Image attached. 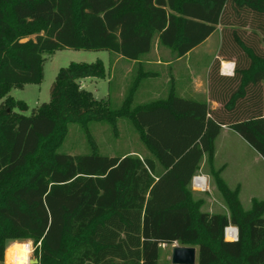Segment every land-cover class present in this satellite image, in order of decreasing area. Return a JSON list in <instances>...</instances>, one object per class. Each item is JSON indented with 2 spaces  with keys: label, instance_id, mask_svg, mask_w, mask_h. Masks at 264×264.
Masks as SVG:
<instances>
[{
  "label": "trees",
  "instance_id": "1",
  "mask_svg": "<svg viewBox=\"0 0 264 264\" xmlns=\"http://www.w3.org/2000/svg\"><path fill=\"white\" fill-rule=\"evenodd\" d=\"M218 26L220 54L235 60L232 77L221 76L218 63L209 73L219 109L171 91L129 113L161 174L154 158L40 156L67 122L110 118L131 104L132 91L124 109L107 111L79 90L75 80L104 77L100 60L59 69L49 102L29 116L12 112L28 109L9 93L42 81L45 54L107 51L137 61L157 39L180 58ZM262 39L264 0H0V264L8 240L40 243L42 264H159L160 246L176 242L198 247L196 264H264V202L243 213L223 189L228 219L200 213L189 190L224 126L264 161ZM233 225L238 239L226 241Z\"/></svg>",
  "mask_w": 264,
  "mask_h": 264
},
{
  "label": "rangeland",
  "instance_id": "2",
  "mask_svg": "<svg viewBox=\"0 0 264 264\" xmlns=\"http://www.w3.org/2000/svg\"><path fill=\"white\" fill-rule=\"evenodd\" d=\"M222 30L223 27L218 26L217 33L220 34V37ZM245 31L250 32L251 30L245 29ZM35 36L36 34L30 35L21 39L20 42L23 43L29 39H34ZM216 38V36H213L208 45L212 46ZM218 47L217 44L215 52ZM260 47L264 50V39H262ZM202 49L205 53L203 54V59L205 60L206 56L210 58V49L208 47L205 49L202 47ZM43 57L42 81L39 84L25 85L23 89H12L9 93V96L14 100L26 103L28 109L26 111H19L17 108H13L12 112L29 116L37 106L49 102L50 88L55 76L59 69L67 67L71 62L93 63L100 60L103 63V78H80L75 80V83L79 90L88 92L93 100L100 103L106 102L107 111L117 112L120 109H124L123 102L130 96V91H132V100L127 110L124 109L121 112H117L116 116L108 114L110 118L106 119L97 120L86 117L81 121L67 122L63 135H60L49 143H45L40 156H45L47 159L51 152H56L75 157L97 153L107 157L129 155L140 159L154 158L143 142L141 131L136 127L129 113L139 106V103L149 102L148 99H145L149 91L156 90L163 96L167 94L172 89V81L175 78L178 80V87L183 90L185 85H188V81H186V69L174 66L171 74L173 76L164 74L160 77V74L158 75L157 73V78L153 81L146 75L136 76L135 67L138 64L125 62L127 60H119V62L114 63V59H119L118 56L107 51L94 52L64 49L56 51L53 54H45ZM145 57L148 58V61L155 58H160L163 61L177 59L174 52L158 45L157 39H154L152 50ZM226 63L230 64L231 62ZM140 65L147 66L146 64ZM222 66L221 62L220 72ZM113 67H115V71L112 74V80L109 85V81L106 78L108 76L111 77L110 72ZM170 77L172 81L168 80ZM92 79L94 80L92 81ZM201 87L198 86V90ZM108 93L109 99L104 100ZM1 102L2 100H0V104ZM7 112L11 113V110L7 109ZM35 162L37 161H32L20 173L22 175L31 173ZM155 162L157 174H161L163 168L158 165L156 160ZM196 175L205 176L208 184L205 192L193 191L191 185H189L193 201L200 203L198 209L200 213L223 215L230 219V205L226 200L223 189L230 194H235L237 203L243 213L250 211L255 202H264V161L261 156L234 132L228 130L220 132L218 138L214 141V154L212 158L208 159V156H204ZM13 180L14 178H12ZM232 227H235V225ZM27 242L30 241L8 240L5 245L4 264H9V259H7L8 252L11 251L14 245ZM173 246L182 245L176 242L172 245L160 246L159 264H171V250ZM188 247H194L198 252L197 246ZM35 260L38 261V264H42L40 250L34 246L29 264H33L32 261ZM59 261H62V257ZM45 264H53V261L46 262Z\"/></svg>",
  "mask_w": 264,
  "mask_h": 264
},
{
  "label": "crops",
  "instance_id": "3",
  "mask_svg": "<svg viewBox=\"0 0 264 264\" xmlns=\"http://www.w3.org/2000/svg\"><path fill=\"white\" fill-rule=\"evenodd\" d=\"M213 36L217 37L216 40L213 41L212 46L208 45V44H210V41H211ZM222 42H223L222 35L220 37V34L217 33V29H216L210 35V37L207 38L203 43H201L200 45H198L197 47L192 49L190 52H188L183 57L177 58L175 60L174 59H168L167 61H163L160 58H157V59L155 58V59H152L151 61H148V58L145 57V56H147V54H146V55L142 56L137 61H130V60H127V59L117 55L119 59H114V63L119 62V60H124V61L127 60L125 62H130V63L132 62L133 64H138L135 67L136 68L135 69L136 70L135 71L136 76L146 75V76H149V78H151V80H153V81L156 80L157 73H158V75L160 74V77L163 76L164 74H166V75L168 74L169 76H173L171 74H172L174 66L175 67L178 66V68L186 69V73H187L186 81H188L187 82L188 85H185V88L183 90H181L180 87H178V85H179V83L177 85L178 80L175 78V80L172 81L171 77H170V78H168V80L172 81L173 86H172V89L169 90V92L167 94H165L163 96L158 91L151 90L145 96V99H148L149 102L139 103V105H143V104H147V103H150L153 101L165 99L167 97V95H169V93L172 91L173 94L179 98L194 100L197 102H204V103L208 104V106L210 107L211 110H216V109H219L221 105H220V103H218L216 101H212L210 99V94H209V73H210V70L214 64L218 63L217 67H219L220 75L223 77H232L233 73H234V67H235V60L233 58L223 57L220 54ZM217 44L219 47H218L217 51L215 52ZM202 47L204 49L206 47H208V49H210V51H211L210 58H209V56L208 57L206 56V59L205 60L203 59V54H205V53H204V50L202 49ZM214 47H215V49H214ZM223 61H225V62H223ZM221 62L223 64V66L221 67V72H220ZM226 62H231L230 64L232 65V68L224 67V63L227 64ZM140 64H146L147 66H144V65L141 66ZM114 71H115V67H113L111 72H110L111 77L108 76L106 78V80L109 81V85H110V82L112 80V74L114 73ZM93 80L94 79H92V81ZM198 86H202V87L198 90ZM108 99H109V93H108V95H106L104 100H108ZM142 102H143V100H142ZM225 130L233 132L225 126L222 127L220 132H223ZM218 136H217V138H218Z\"/></svg>",
  "mask_w": 264,
  "mask_h": 264
},
{
  "label": "built area",
  "instance_id": "4",
  "mask_svg": "<svg viewBox=\"0 0 264 264\" xmlns=\"http://www.w3.org/2000/svg\"><path fill=\"white\" fill-rule=\"evenodd\" d=\"M191 188L193 191H197V192H205L207 190L208 184H207V179L205 176L203 175H195L192 178L191 181ZM224 239L226 241H230V242H235L238 239V230L236 227H232V226H228L227 228H225L224 230ZM31 242V241H30ZM27 242V243H19V245L23 246L25 251L28 254V258L26 260V264H29V260L30 257L34 251V246L33 243L31 242ZM40 246V243H38L35 248H38ZM5 256V255H4ZM5 259V257H4ZM11 264H15V263H11Z\"/></svg>",
  "mask_w": 264,
  "mask_h": 264
},
{
  "label": "water",
  "instance_id": "5",
  "mask_svg": "<svg viewBox=\"0 0 264 264\" xmlns=\"http://www.w3.org/2000/svg\"><path fill=\"white\" fill-rule=\"evenodd\" d=\"M197 251L194 247L173 246L171 250V264H196ZM38 264V261H32Z\"/></svg>",
  "mask_w": 264,
  "mask_h": 264
},
{
  "label": "bare ground",
  "instance_id": "6",
  "mask_svg": "<svg viewBox=\"0 0 264 264\" xmlns=\"http://www.w3.org/2000/svg\"><path fill=\"white\" fill-rule=\"evenodd\" d=\"M224 67H229L232 68L231 64H224ZM8 257L7 259H9V264L11 263H15V264H26V260L28 258V254L25 251L24 247L17 244L14 245L11 248V251L8 252Z\"/></svg>",
  "mask_w": 264,
  "mask_h": 264
}]
</instances>
